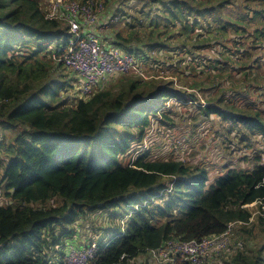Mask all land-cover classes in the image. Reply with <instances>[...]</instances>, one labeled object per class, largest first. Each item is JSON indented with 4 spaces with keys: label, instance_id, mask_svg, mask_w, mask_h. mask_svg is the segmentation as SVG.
Masks as SVG:
<instances>
[{
    "label": "trees",
    "instance_id": "1",
    "mask_svg": "<svg viewBox=\"0 0 264 264\" xmlns=\"http://www.w3.org/2000/svg\"><path fill=\"white\" fill-rule=\"evenodd\" d=\"M44 1L0 0V186L5 197L0 201V264H68L64 243L73 242L83 220L94 215L112 224L119 220L122 232L107 243L96 239L88 264H146L170 240L218 235L230 223L235 231L250 233L248 205L264 202L260 155L249 158L251 168L229 167L210 180L208 169L198 164L152 159L150 150L131 154L154 119L164 124L176 119L173 107L166 106L170 100L208 115L211 108L198 104L197 92L204 97L226 93L230 83L237 90H264V0H119L118 7L113 0H77L101 5L99 17L109 26L112 17L134 22L127 36L113 22L115 30L104 31L102 40L133 51L140 68L151 66L158 73L153 77L145 70L147 79L135 71L119 73L102 79L85 97L79 91L68 94L78 80L63 60L71 38L62 41L61 35H71L70 26L49 17ZM134 1L140 12L134 10L130 19L124 13ZM169 45L174 53L185 52L170 68L178 81L157 84L165 60L150 51L158 54ZM217 46L227 52L205 57L209 68L197 70L200 51ZM179 83L195 92L189 102L175 87ZM227 97L220 96L227 104L223 108L230 106L238 114L231 117L245 124L230 131L237 130L246 148L253 136L264 140L259 102L251 93L236 94L238 102ZM214 111L221 113L217 107ZM249 113L255 116L252 125ZM126 155L131 158L124 162ZM258 220L264 225V209ZM232 247L237 248L228 258L221 253L203 264H264V243Z\"/></svg>",
    "mask_w": 264,
    "mask_h": 264
},
{
    "label": "rangeland",
    "instance_id": "2",
    "mask_svg": "<svg viewBox=\"0 0 264 264\" xmlns=\"http://www.w3.org/2000/svg\"><path fill=\"white\" fill-rule=\"evenodd\" d=\"M117 4H119V0H113ZM60 2V0H45V8L47 12L52 11V6L56 3ZM139 2V0H138ZM138 2H130V11L129 13H124L132 18V14L134 10L140 12V7L137 6ZM66 3L64 0L63 5ZM63 5L57 8L55 12L57 17L64 22H67L69 25V21L63 13ZM107 9V6H106ZM114 17L111 18L112 22L110 26L114 24H118L115 29L119 32L123 33L124 36H127L132 31V23H128L126 21H121L120 23L113 21ZM127 20V18H126ZM138 22H141L138 21ZM63 23V22H62ZM151 23V21H149ZM64 24V23H63ZM108 26V28H111ZM159 28H162V25H159ZM113 27L109 31L115 30ZM108 31V32H109ZM107 32V33H108ZM149 32V31H148ZM143 31H141V34ZM155 34V33H154ZM113 36H116L113 34ZM71 38V35L68 36L67 32H63L61 35V40L65 41ZM168 42V39H162ZM105 46L111 45L109 42H104ZM170 46V45H169ZM173 47H162L160 48V52L152 53L151 55H157L159 58L165 60V64L160 69V78L157 84L164 85L166 81H173L174 83L178 81V78L170 72L171 66H176L179 62H181L182 54L185 52L174 53L172 52ZM204 50H201L199 53L200 61H196L194 65L198 67L197 70H201L204 67V70H207L204 59L206 58H221L217 57L219 51L227 52V49H221L220 47H215L212 50L210 47H204ZM213 51V53H212ZM173 55H170V53ZM201 63V64H200ZM172 64V65H171ZM150 69V73L153 77L158 75L157 69L151 66L142 65V68H138V72L141 73L144 79H147V72ZM187 68V72H188ZM146 70V71H145ZM69 73L66 69L63 71L64 74ZM199 72V71H197ZM191 77H194V73L189 72ZM196 75L195 78L196 79ZM199 78H206L205 75L198 76ZM170 83V82H166ZM184 83H179L175 87L182 90L185 97L189 99L194 96V91L187 86L182 85ZM227 86V92L224 93L223 90L213 91L211 94L206 93L205 97L201 92H197L195 95L197 97L198 104L201 102L202 106H209L210 112L208 115L205 112L196 111L197 108L188 107L189 105L182 106L179 105L178 101L170 100L166 106L173 107L174 111L171 113L172 116L177 114L178 116L174 121H169L164 124L159 121L153 120L151 128H149L144 137V141L141 145H138V142H135L132 147V156L137 155L139 150H150L151 155L150 158L154 159L157 157H163L165 159H176L184 162H189L192 164H198L199 166H204L208 169L210 180L214 179L217 175L224 174L229 167L231 168H251L252 161L249 158H253L256 154L260 155L264 160V140L261 139L260 135H256L252 137L253 144L251 147L246 148L244 144L241 142L240 135L237 130L230 131L234 125H245L239 121L237 118L231 117V115L238 116L237 112L228 110L230 106L225 110L223 107H227V104L222 99L220 102V96L225 95L229 96L228 102L236 101L238 102V98L235 99L236 94L245 95L246 93H251V98L256 102H259V105L263 108L262 113L264 115V90L255 91V89H251L250 91L247 88H241V90H237V88H231L233 85L230 83ZM79 84L75 82V88H69L68 94H73L75 92H80ZM240 89V88H238ZM247 89V90H246ZM244 91V92H242ZM192 96H191V95ZM80 95L82 96L81 92ZM207 96V98H206ZM232 97V98H230ZM242 99V98H240ZM239 99V101H240ZM194 103V102H193ZM233 104V103H228ZM215 107L220 109L221 113H217L214 111ZM168 108V107H167ZM213 109V111H212ZM228 116L225 120L222 116ZM249 115L248 121L250 125L254 124V113L246 114ZM8 134V133H7ZM1 138V133H0ZM137 148V149H136ZM131 158V156L126 155L123 161L126 162ZM1 178V174H0ZM0 201L5 202L4 190L3 187L0 186ZM133 206V204H132ZM253 214L251 219V224L249 227H252V231L248 234H242L237 227L235 233L231 235L230 240L228 241V249L222 252L224 258H228V256L232 253V250L237 247H232L236 242L240 244L241 242L249 247L251 244L254 246H258L264 243V225H261L258 220V214L264 209V202L262 203H252L248 205ZM99 215V214H98ZM101 217L92 216L91 218L87 217L84 219L83 226L81 227V232L78 233L76 239L73 242L66 240L64 243V254L63 261L68 264H79V262L83 258L88 255L90 252H94L97 247L96 239H100L103 243H107L111 237H115L117 234H121L122 229L117 224L119 220H115V223H110V221H106L103 215ZM124 215L121 214V217ZM89 218V219H88ZM101 218V220H99ZM85 224H89V227ZM253 224V225H252ZM114 225V227H113ZM108 227H113L110 230V233H107ZM78 242L88 244L89 247L78 248ZM59 250V246L55 249ZM165 250V248H164ZM264 254V252H263ZM81 259V260H80ZM59 259L55 258L54 261ZM146 264H163L157 257L149 259Z\"/></svg>",
    "mask_w": 264,
    "mask_h": 264
},
{
    "label": "built area",
    "instance_id": "3",
    "mask_svg": "<svg viewBox=\"0 0 264 264\" xmlns=\"http://www.w3.org/2000/svg\"><path fill=\"white\" fill-rule=\"evenodd\" d=\"M65 1L64 5V0H60L52 6L48 16L57 17L55 12L63 5V13L69 21L71 34L63 60L67 68L76 74L82 96H89L102 79L131 71L140 73L137 71L139 55L128 49H119L113 44L104 45L102 33L107 31L109 23L99 21L101 5H96L93 1L85 3L77 0ZM234 233L235 224L230 223L228 229L221 234L200 240H170L153 254L163 264H176L178 260L190 264H203L227 250L228 241ZM96 250L97 247L93 253L86 255L83 261L80 259L79 264H88V259L95 255Z\"/></svg>",
    "mask_w": 264,
    "mask_h": 264
},
{
    "label": "crops",
    "instance_id": "4",
    "mask_svg": "<svg viewBox=\"0 0 264 264\" xmlns=\"http://www.w3.org/2000/svg\"><path fill=\"white\" fill-rule=\"evenodd\" d=\"M99 21H100V22H103V21H104V18H103V17H101Z\"/></svg>",
    "mask_w": 264,
    "mask_h": 264
}]
</instances>
